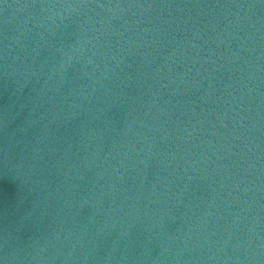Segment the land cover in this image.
<instances>
[{"label": "water", "instance_id": "water-1", "mask_svg": "<svg viewBox=\"0 0 264 264\" xmlns=\"http://www.w3.org/2000/svg\"><path fill=\"white\" fill-rule=\"evenodd\" d=\"M0 264H264V0H0Z\"/></svg>", "mask_w": 264, "mask_h": 264}]
</instances>
